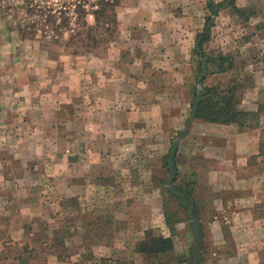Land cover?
I'll return each mask as SVG.
<instances>
[{
	"label": "rangeland",
	"instance_id": "rangeland-1",
	"mask_svg": "<svg viewBox=\"0 0 264 264\" xmlns=\"http://www.w3.org/2000/svg\"><path fill=\"white\" fill-rule=\"evenodd\" d=\"M118 1L0 0V185H5L9 191L13 189L11 185H21L23 189L26 187L27 191L24 189L22 196L31 194V199L43 206L41 211L39 207L31 211L24 206L18 209V202L14 195H10L11 191L6 194L5 191L0 192V201L3 198L13 199L6 203V210L0 208L1 217L8 218L10 215L7 226L5 222L2 227L8 231L10 225L16 228H19L17 227L19 225L21 230L25 231L24 238L20 237V246L12 245L9 240L0 243V246L9 244L7 246L9 249L0 252V264H176L177 256H188L195 247L194 227L190 225L185 209L188 202L180 204L178 199L168 193V189L185 191L186 185H189L190 189L194 185V175L186 172L187 160L184 151L187 149L183 145L186 143L188 131L186 127L190 122L187 121L189 105L197 87L195 77L198 69L196 59L192 56L193 40L203 27L204 17L209 14L206 10V0L192 2L189 0L191 4L186 0L172 2L160 0L157 10L151 9L150 4L149 30L147 35L143 36L148 49L149 42L161 43L167 38V34H173L176 23L174 19L184 12L181 1L185 3L186 25L191 31L184 34L187 46L174 51L175 55L185 57L184 65L181 66L182 77L172 78L164 75L167 73L158 71L159 74L152 79L150 73L155 70H148L150 80L153 82H149L146 88L152 92L144 93L143 96L151 101L150 103H155L156 100V104H152L151 107L138 106L139 112L133 121L138 132L134 133L133 139L127 142L123 141V138L112 142L110 136L113 130L106 120L112 114H109L107 109L104 110L106 103H109L104 99L111 97V86L116 79L121 80V85H125V79L118 77L119 73L116 70L111 72L109 68L110 64L113 67L112 58L115 57L110 41L115 39L118 33L108 41L109 33L105 35L97 31L96 35H103V41L97 49L75 41L72 43L67 41L70 37H77L79 33H83L84 22L89 25L95 22L91 12L100 10L101 2L113 5ZM212 1L220 3L227 0ZM234 3L238 11L231 7L219 11L205 53L209 56L220 53L222 57L228 58L225 67L229 65L230 59L234 69L230 71V76L239 80H244V77L248 79L245 91L248 97L247 104L257 102L259 106H264V0H234ZM165 11H168L167 15L164 14ZM111 19L109 12L102 10L99 25L102 26ZM147 51L150 52V49ZM108 52L110 55L107 66L97 67L93 63L87 66L77 64L79 55L102 57ZM126 54H129L127 49H122L120 53L122 61L119 63L124 65L127 63L129 57ZM71 61H75L76 64L72 65ZM78 66L85 71L88 70L83 76L85 84L81 85V89L86 92L84 94L86 103L83 104L79 102L80 98H75L74 103L79 104L76 109L80 113H76L73 124L67 123L63 126L67 130L68 127L70 130L74 129L77 138L85 134L89 139L76 141L69 147L76 158L72 160L74 163L71 162L70 167H67V161H64L65 158L62 160L63 157L60 156L67 148L64 143L55 142L45 146L44 148L52 155L39 152L33 156L31 155L33 143L27 144L25 139L30 132L40 129L44 133L45 128L49 127V124L43 125L34 116L45 112L51 104L53 105L50 96L52 89L59 88L62 92L75 90L74 83L70 85V80ZM122 68L123 65L118 67L119 70ZM96 70L100 75L93 73ZM49 77H53L52 79L55 77L51 89ZM228 77L229 75H214L208 77L204 85L225 84L229 80ZM95 79L100 81L96 96L103 99L102 112L87 108L92 94L87 93L86 87ZM36 81L39 83L38 92L35 90ZM243 99L245 100L244 96L241 100ZM178 104L181 106L179 120L173 115L174 106ZM38 105H44V111L36 109ZM69 111L72 112L71 108L63 107L56 111L55 123L58 128L63 127L60 123H63L67 112L71 114ZM161 113L166 116L162 120ZM260 113L258 128L261 141L264 143V110L261 109ZM44 114L47 117V114ZM103 117L105 121L102 122L105 125L88 123L89 120L97 123L95 119ZM114 117L117 118V122L125 121L127 118L124 112H118ZM171 124L172 127H169ZM19 136L24 137L20 139ZM200 143L197 140L194 145ZM174 144L177 148L175 159L178 178L169 186L172 180L166 169L168 155ZM262 150L264 152V145ZM95 153L96 155L108 153V156L112 154V158L118 159L111 161L110 158H106L95 161L94 158H97ZM126 153L127 159L124 156L120 157ZM196 153L199 156V152ZM99 162L107 172L99 176L91 175L90 181L99 180L100 185L89 190L86 198L80 202L79 210L83 207L89 211H85L86 213L79 218L81 212L77 214L76 210L78 201L65 198L63 185L66 181L65 177H62L63 173L65 170L69 171L71 178L74 174L76 179L77 164L82 169H94ZM30 165L35 170L30 172L27 170L23 177L25 182L15 181V178L21 175V169ZM251 165L258 173L264 175V153L261 156H254ZM233 197L235 198V195ZM93 200L94 205L90 204ZM62 201L66 205L65 208L60 206ZM47 203L51 204V207H46ZM193 203L196 217L201 218L205 211ZM15 212L35 216L41 212L39 217H49V221L17 223L14 219L16 223L13 224ZM261 215H264V203ZM203 225L201 223L204 234L202 256L200 262H196L211 264L212 260L207 253L211 239L208 240ZM29 231L32 233L35 231L37 236L29 235ZM146 232L170 238L173 241L174 252L150 258L138 254L135 246ZM28 243L33 247L29 248ZM87 248L89 252L86 254L82 252L87 251ZM190 261L183 264H192V260Z\"/></svg>",
	"mask_w": 264,
	"mask_h": 264
},
{
	"label": "crops",
	"instance_id": "crops-1",
	"mask_svg": "<svg viewBox=\"0 0 264 264\" xmlns=\"http://www.w3.org/2000/svg\"><path fill=\"white\" fill-rule=\"evenodd\" d=\"M168 1L172 2L173 0ZM186 1L189 2V0ZM192 1L193 0H191V2ZM159 2L160 0H119L115 6V29L118 34L114 37L115 39L110 41V44H113L115 57L112 58L114 61H112L114 63L113 67H111L110 64L109 68L111 72L116 70L119 73L117 76L125 79V85H121V80L116 79L113 86H111V97L106 100L104 99L105 102H109L106 103L107 105L104 110L107 109L108 113L112 114L106 119L108 120L107 124L109 123L113 130L110 136L112 142H116L118 139L123 138V141L128 142L134 138V133L138 132L133 125L134 117L139 112L138 106L141 107L142 105H146L151 107L152 104H156V100L155 103H150L151 101L146 99L143 94L152 92L146 87L149 86V82H153L152 79L157 76L159 72L167 73L164 75L172 78L182 77L181 66L184 65L185 57L180 54L175 55L174 51L178 49L181 50L183 46H187L184 34H188V32L191 31L188 29L190 27L186 25L187 17L185 16L186 8L184 7V1H181L184 12L174 19L176 23L172 35L167 34V38L161 43L156 41H152V43L149 42L148 47H150V52L147 51L149 49L147 48L146 40H143V36H146L149 30V18L151 16L150 4L152 6L151 9L157 10V4H159ZM191 2L189 3L191 4ZM157 14L158 11H156L155 15ZM164 14L167 15L168 11H165ZM122 49H127L129 52V54H126L129 60L125 65L119 63L122 61V56H120ZM109 55V52L102 57L79 55L77 56V64L87 66V64L93 63V65L97 67H101L102 65L104 67L108 64ZM45 60L49 61V59ZM74 62L75 61H71L72 65L76 64V62ZM120 65L124 66L121 70L118 69ZM148 70H155L150 73L152 77L151 80ZM87 71L88 70L85 71V69H82L81 66H78L74 75L71 76L72 80L67 79L70 80V85L74 83L75 90L72 92L64 90V92H62L59 88L52 89L50 93L53 100V105L51 104L50 107L52 109L49 108L45 112L37 113V116H34V118L39 119L43 125L49 124V127L45 128L44 133L41 132L40 129H37L30 132L26 137L25 142L27 144L32 142L34 146L31 155L34 156V154H39V152H44L48 156L52 155L44 147L50 145V143L62 142L67 148L60 156L63 157L62 160L65 158L64 161H67V167H70L72 160H75L76 156L69 147L76 141H86V138L89 139L88 135L85 134L79 135L77 138L74 129H71V131L69 127L68 130L64 127V124H70L75 120L73 118H76V113H80V111L76 109L79 104H75L74 99L80 98L81 100H79V102L83 104L86 103L84 101V94H86V92L81 89V85L85 84L83 76L86 75ZM93 73H96L97 76L100 75L97 70ZM52 78L53 77H49V82L51 83L50 89L55 81V77L54 79ZM35 79L38 80L41 78ZM99 83L100 81L95 79L86 87L88 89L87 93L92 94L90 98L91 101L87 104V108H93L94 111L99 110L102 112L103 99L96 96V89L99 87ZM38 85L39 83L36 81L35 90L37 89V92ZM134 86L138 87L135 88ZM243 96L245 100L243 99L240 101L239 109L247 112H256L259 108V103L249 102L247 104L246 99H248V97H246V92L243 93ZM60 107L71 108L72 110V112L69 111L71 114L67 112V116L63 119V123H60V125H64L62 128H58V125L55 123V114ZM36 109L44 111V105H38ZM32 110L35 109L32 108ZM32 112L33 111H31V114ZM118 112L125 113L127 117L125 121L117 122V118L114 116H117ZM44 113L47 114V117ZM161 114L163 115H161L162 117L160 118L162 120L163 117L165 118L166 116L163 113ZM180 114L181 106L179 104L177 106L175 105L173 115L177 116V120L180 119ZM95 120H97V123H93L92 120L91 122L89 120L88 123L101 125V123L105 121V118H97ZM102 125L105 124L103 123ZM175 125L177 124H173V126ZM169 127H172V124ZM186 128L188 129L186 143L183 145L185 146L184 148L187 149L186 152L184 151V157L187 160L185 168L186 172L193 174L195 178L192 187V200L198 205L199 209L205 211V214H202V217H198V219L200 224H204L203 227L206 229L208 240L209 238L211 239V245L207 251L212 260L211 264H264V215H261L264 203V175L258 173L251 165V158L259 153L262 142L259 128L247 129L241 128L237 124L221 125L205 123L198 120H190ZM22 137L24 136H19L20 139ZM197 140L201 142L200 145H194ZM40 143L42 145H40ZM39 148H41V150H39ZM196 151L199 152V156ZM127 154L128 153H126V155H120V157L124 156L125 159H127ZM111 155L108 156V153L105 155H96L95 153L97 158L95 157L94 160L100 159L102 161V159L105 160L106 158H110L111 161H115L114 159H118L117 157L112 158ZM130 159L132 158L130 157ZM72 163H74V161ZM77 165L76 179L74 178V174L71 178V174L66 170L62 177H65L67 183L63 185L65 198H72V200L76 199L78 201L76 210L77 214L81 212L80 218L84 213L89 211L88 209L84 210L83 207L79 210L81 207L80 202L86 198V193L89 190L100 185L99 180L94 179V182L90 181V178H92L91 175L99 176L101 173L107 171L101 162L97 163L95 168L93 167L94 169L89 168L90 171L89 169H82L79 164ZM37 167L39 166L37 165ZM97 168L100 169L97 170ZM27 170L30 172L35 169H32L31 165L27 168L23 167L20 175L22 177L18 176L15 178V181H24L23 177L27 174ZM3 175H5V172ZM11 186H13V189L10 190V192L9 189L5 188V185H0V192L5 191V194L10 192L11 196L14 195L16 202H18V209H22L23 206L30 211L31 209L35 210L37 207H39V211L43 209L42 204L31 199V194H27L24 197L22 196L24 189L27 191L26 187L23 189L21 185ZM30 190L32 191V189ZM233 195H235V198ZM12 200L13 199L3 198V200L0 201V208L4 210L6 203L8 204V202ZM90 204L94 205L95 201L93 200ZM46 207H51V204L47 203ZM14 216L16 217L12 219L13 224L15 221L17 223L27 221L34 223L49 221V217H39L41 216V212L36 216L31 214L23 215L20 212H15ZM9 219L10 215H8V218L1 217L0 213V243L9 240L12 245L20 246L19 240L20 237H22V239L24 238L25 231L21 230L19 225H17L19 228L10 225L8 231L4 229L2 224L6 222L5 226H7ZM28 234L33 236L36 234L35 236H37L35 231L34 233L29 231ZM28 244L29 248L33 247L32 244ZM8 245H1L0 252H5L9 249V247H7ZM26 246L27 245H22V247ZM82 252L86 254V252H89V248H87V251L83 250Z\"/></svg>",
	"mask_w": 264,
	"mask_h": 264
},
{
	"label": "trees",
	"instance_id": "trees-1",
	"mask_svg": "<svg viewBox=\"0 0 264 264\" xmlns=\"http://www.w3.org/2000/svg\"><path fill=\"white\" fill-rule=\"evenodd\" d=\"M117 3L118 2H115L113 5H110L109 3L101 2L100 10L93 13L91 12L95 22L91 25L84 22L82 24L83 33H79L77 37H70L67 42L72 43L75 41L78 44H83L85 46L92 47L93 49H97L100 42L103 41V35H96L97 31H101L102 34L109 33L107 40H111L117 33V30L115 29L116 18L114 10ZM225 7H231L234 11H238L234 0L222 1L220 3H214L212 0H206V10L209 14L204 17L203 27L195 35L194 47L192 49V56L196 59L195 62L198 69V73L195 77L196 85H201L202 88L201 90H198L196 87V91L194 92L190 103V112L187 121L198 120L205 123L221 125L237 124L241 128L255 129L259 127L260 111L261 109L264 110V106H259L256 112H247L239 109L243 93L247 89V77H244V80L231 77L230 71L234 69L230 59L229 65L225 67L228 58L222 57L220 53L216 56H209L205 53V48L211 39V31L214 27L215 18L217 17L219 11ZM102 10L109 12L112 19L100 26L99 19L101 17ZM214 75H229V80L225 84L216 83L209 86L204 85V81L208 77ZM263 145L264 143L262 141L259 153L257 154L258 156H261L264 153L262 150ZM176 150L177 148L174 144L169 152L170 154L168 155L169 157L166 171L171 177V184H173L178 178L175 159ZM189 187V185H186L185 191H179L176 188L168 189V193L173 198L178 199L180 204H183L184 201L188 202L185 209L190 225L194 227L193 238L195 241V247L194 249H191L188 256H177L175 259L176 264L190 263V260H192V264L195 261L199 263L202 256L201 249L204 234L201 229V224L196 217V208L193 203L194 201L192 200V189ZM60 206L63 208L66 207L63 201ZM192 219H194V222L191 221ZM135 251L146 258H150L152 256L159 257L173 253L174 245L170 238L155 236L150 232H146L143 239L135 246Z\"/></svg>",
	"mask_w": 264,
	"mask_h": 264
},
{
	"label": "water",
	"instance_id": "water-1",
	"mask_svg": "<svg viewBox=\"0 0 264 264\" xmlns=\"http://www.w3.org/2000/svg\"><path fill=\"white\" fill-rule=\"evenodd\" d=\"M198 90H201L202 86L201 85H198L197 86ZM171 185V183L169 184V186ZM192 222H194V219L191 220ZM194 264H197V262L195 261Z\"/></svg>",
	"mask_w": 264,
	"mask_h": 264
}]
</instances>
